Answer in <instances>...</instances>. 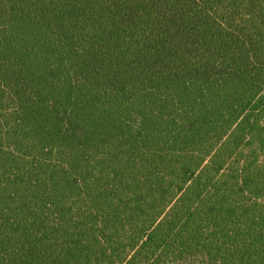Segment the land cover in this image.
<instances>
[{"label": "trees", "instance_id": "16d2710c", "mask_svg": "<svg viewBox=\"0 0 264 264\" xmlns=\"http://www.w3.org/2000/svg\"><path fill=\"white\" fill-rule=\"evenodd\" d=\"M0 264H264V0H0Z\"/></svg>", "mask_w": 264, "mask_h": 264}]
</instances>
